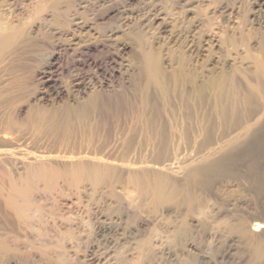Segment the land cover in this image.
Here are the masks:
<instances>
[{"label":"rangeland","instance_id":"1","mask_svg":"<svg viewBox=\"0 0 264 264\" xmlns=\"http://www.w3.org/2000/svg\"><path fill=\"white\" fill-rule=\"evenodd\" d=\"M76 2L0 0L1 23L15 29L18 45L26 46L33 59L24 72L29 77L24 91H15L10 101L0 100L2 112L17 123L13 132L19 139L0 142V169L22 175L37 147L31 137L34 127L25 122L29 110L57 107L61 101L56 93H71L77 79L90 75L99 81L112 70L137 67L144 51L157 56L168 85L161 97L166 105L159 101L165 133H178L168 120L185 96L194 138L184 144L150 145L136 138L126 147L111 137L102 148L107 154L112 150L104 159L115 167L111 186L93 190L82 182L74 188L59 180L56 190L45 191L38 185L32 198L41 207L42 219L33 218L27 228L19 225L17 235L6 237L0 218V238L16 248L18 264H264V230L249 232L254 222L264 225V0ZM1 76L3 84L7 75ZM114 84L123 95L114 91V98L110 93L108 103L101 105L104 110L99 109L102 125L108 120L103 128L110 133L116 123L125 125L130 113L128 94L117 80ZM199 87L207 91L203 100ZM176 110L182 113L183 107ZM203 114L213 127L202 121ZM235 133L241 142L237 138L231 147L225 142ZM48 138L40 139L47 148L52 143ZM222 149L223 155L227 150L225 157ZM220 155L224 167L206 170ZM53 161L69 162L59 157ZM135 173L149 185L165 178L167 195L177 190L175 198L158 201L150 192L137 191L129 181ZM142 244L145 250L140 252Z\"/></svg>","mask_w":264,"mask_h":264},{"label":"bare ground","instance_id":"2","mask_svg":"<svg viewBox=\"0 0 264 264\" xmlns=\"http://www.w3.org/2000/svg\"><path fill=\"white\" fill-rule=\"evenodd\" d=\"M61 1L62 0H54L53 5H57ZM67 1L69 2V0H66V2ZM76 3L78 5H81L83 3V0H77ZM76 3H74V5H76ZM9 27H6L0 21V73H2L3 76L7 75V80H4V83H3L4 85L1 83L2 81L0 82V100H2V102L10 101L11 98H13L11 96H13V93L15 91L16 93L20 90L24 91V88L22 89V87L26 83L25 81H27L26 80L27 76L26 75L24 76V72L30 66L31 60H33L32 57L29 55V52L26 51L25 49L26 46L22 47L21 45H18V40L20 39V38L18 39L19 34L14 33L15 29H13L14 31H11ZM23 41H26V40H23ZM22 43H19V44H22ZM25 43L29 44V42H24L23 44ZM141 54H142V56L140 55L141 61H139V64L137 65V67L136 65H132V67L127 65L125 66L126 68L124 69L123 72L119 70H112L109 73L108 77L103 78V79L102 77H100L101 80L96 78L99 81H96L94 78H91L90 75L88 76L86 80H81L82 78L80 76L81 79H77L78 81L75 83V89L71 93H68L69 91L64 92L60 90H59L60 92L56 93L55 98H57L61 102L60 104L58 103L59 105H56L55 101H54L55 103L54 102L52 103L54 104V106L56 105L57 107L51 106L45 109L35 108L27 112V115L25 117V122L27 124L30 123L34 127L33 129L35 133H33V136L31 137H32V141L36 143V144L33 143V145H36L37 147L33 151L34 153L32 152L34 155L32 154L31 157L30 156L27 157L29 159L27 160V162L25 160L26 163L24 162L25 163L24 173L22 175L18 177H14L10 173L4 171L3 169H0V218L3 221L2 223L3 226L1 225L2 226L1 231L2 232L4 231L3 232L5 233L4 236L7 237L8 235V237H10L9 235L18 233L19 225H23V226L25 225V228H27V226L30 225V222L33 220V218H37L38 220L42 219L41 215L43 212H41L42 211L41 207L35 202V199L32 198V194H34L35 192L39 190L38 185H42L43 186L42 190H45V191H50L54 189L59 180L63 181L65 185L69 187H74V188L80 187V184L82 182H88L89 186L93 190L98 189V187L111 186L112 185L111 184L112 183V180H111L112 173L115 172V167L107 163L104 159L110 158L108 154L112 152V150L107 154L102 149L103 145L105 146L106 145L105 143L106 142L108 143V140L111 137H112L111 139L113 138L115 140L117 139L116 141L120 140L121 143L119 144H122L126 147H131L132 143L134 142L136 138L138 139L136 141H139L140 143L142 142L143 145H145L146 143L150 145L149 144L150 142L158 143L155 141H159V142H169V141L170 142L172 141H179V142L182 141L183 142L184 141L185 143H189L188 142L189 140L190 141L193 140L191 139L192 137L194 138V135H193L194 133L192 130L193 128L192 120L193 119L191 116L192 115L191 109L188 107L189 101L187 97L185 96L183 97H185L187 101L185 99H182L183 97L180 98V100L178 99L179 101H181V104L178 101V103L180 104V107L181 108L183 107L182 113L176 112L177 111L176 109L177 108L180 109V107L177 106L176 108L175 107L176 104L174 103L175 101L170 100V101H173V103L175 104L174 107L176 109L172 108L173 106L171 108L175 110L176 114L175 112L172 115H169L171 112L168 114L170 116L169 117L170 121L168 120V117H166L168 122L174 124L173 126L169 125V128L173 127L175 130H178V133L177 132L175 133L171 132L170 134L165 133V128L167 126L162 124L163 119L160 123L162 112L160 111L159 107L161 106L160 103H162V100L165 98L163 97L162 99L161 97L165 95L163 91H164V87L166 86L167 82L165 83V79H164L165 77H163L162 75L163 74L161 70L162 68H160L161 65L158 62L157 56L155 57V55H153L152 52L150 53L148 51L146 52L144 51ZM34 63H35V60H34ZM260 66H261V69L262 67H264L263 65H260ZM44 73L45 72L42 71L41 75L44 76L43 75ZM262 74H264V69H263ZM4 78H6V76H4ZM115 80H117V84L118 82L120 83L119 89H121L122 92L124 93L126 92L128 94L127 97L129 99L126 96L125 97L127 100H129L128 104L130 105V109L126 107L125 108L130 110V113L128 114V111H127L128 117H127L125 125L124 124L120 125V123L119 125H117L118 123L115 122L116 126L114 125V127H117V128L116 130L113 129L115 131L110 130L113 132V133H110L108 131L109 129L106 130L103 128L106 125L108 120L106 119L107 121L103 126L102 120L105 118L101 119L102 122L100 121L99 115L101 116L102 113L99 114L100 113L99 109L102 108L103 101H106V99H108L109 101V96L113 94V92L116 89H118V88L116 89L114 88V87H118V86H115L114 84ZM167 87L168 85L165 88ZM200 88L202 89L200 90ZM205 89L206 88L204 87H199L198 89L200 91H198L199 95L198 93L197 95L199 96L198 98L201 100H203L206 97L205 95L207 91L205 92ZM152 90H154V92L156 91L159 94H156V92L155 93L153 92L154 96H152L153 94V93L151 94ZM167 92L166 94H168ZM117 93H119V95L122 94V93L120 94V92H116V94ZM162 93L164 95H162ZM160 94L161 96L159 97ZM157 95L159 98H161L160 100L157 97ZM113 97L115 98L114 94H113ZM166 97H169V96L167 95ZM175 98L177 97H174V99ZM124 99L125 98H123L122 100L123 102H125ZM166 99H169V98H166ZM108 101L106 102L108 103ZM159 101L161 102L159 103ZM170 101L169 102L167 101V103H170ZM163 103H164V100H163ZM105 107H108V106L106 105L104 106V108ZM110 108L109 109L106 108V109L110 110ZM114 110L116 112V109ZM108 114L109 112L105 116H108ZM209 114L208 116H210ZM9 115L10 114L6 112L3 113L2 110L0 109V142L7 138L10 139V141L12 140L13 142L14 140L19 141L18 137H16L15 133L13 132L17 123ZM109 116L111 118V115ZM120 116L119 118L115 117L116 119H118L117 122L119 121ZM123 119H125V117L122 116V119H121L122 122L125 121ZM201 119L203 122H206L208 126H212V127L214 126V123H212V125H209L208 123L210 121L208 123L207 121H204L205 114L202 115ZM109 122L111 123V121ZM199 123H201V120ZM204 129H205V124L202 130L204 131ZM240 129L241 128H239V131H241ZM245 131H247L246 128H245ZM235 134L234 136H232V138H229L228 140L225 139L227 140L225 143L226 144L230 143L231 147L232 145L235 146L237 144V138L240 136L238 134H236L238 136H235ZM43 137L44 138L51 137L50 139L48 138L49 141L52 140V143L49 144V148L45 147L43 143L41 142L43 141L42 139ZM239 138H238V141L241 142ZM40 139L42 140L40 141ZM242 141H244V139ZM5 142L7 144L8 141L5 140ZM11 144L13 145V143ZM239 145L242 146L241 144ZM108 147L106 146L107 149L104 147L106 149L105 151L108 150ZM232 149L234 150V148ZM238 149H236L235 147V151H237ZM223 150L224 149H222V155L224 152ZM229 152H231V155L234 154V153L232 154L233 151H229ZM225 154L223 155L224 157H225ZM222 155H220L222 159H215V161L212 160V162H209L208 164H206L205 169L206 170L212 169L213 171V168L215 169L216 167H224V165L221 166L223 163V160L225 159ZM228 155H230V153L227 154V156ZM58 157L61 159L69 160V162L66 164L64 163L63 165H60L57 162L56 164L53 160H55V158L57 159ZM226 159L228 160V157ZM129 181L131 185H133L135 189H137V191H140L142 193L150 192L153 198L158 201L164 200L163 198L173 200L175 198L174 194L177 193V190L176 191L173 190L172 192H170L171 194L170 196L169 194L167 195V190H166L167 181L163 177H157L154 180V182L151 185H149L142 175L135 173V174H131V176L129 177ZM54 190H56V188ZM185 201H188L187 197H185ZM51 219H54V218H51ZM260 230H264V225L259 222L252 223L249 228V232L251 233L257 232ZM6 239L5 237L0 238V264H7L11 258H13L12 261L15 264H18L17 262L18 260H16L15 258L16 248L12 247L8 243V240ZM139 250L140 252L145 250V245L142 244ZM229 251H230V248L227 249L225 253L229 254L230 253ZM55 263L60 264L59 262H55Z\"/></svg>","mask_w":264,"mask_h":264}]
</instances>
